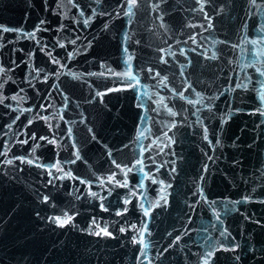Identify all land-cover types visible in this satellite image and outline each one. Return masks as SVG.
<instances>
[{"label": "water", "instance_id": "obj_1", "mask_svg": "<svg viewBox=\"0 0 264 264\" xmlns=\"http://www.w3.org/2000/svg\"><path fill=\"white\" fill-rule=\"evenodd\" d=\"M124 5L0 0V264H264V0Z\"/></svg>", "mask_w": 264, "mask_h": 264}, {"label": "snow or ice", "instance_id": "obj_2", "mask_svg": "<svg viewBox=\"0 0 264 264\" xmlns=\"http://www.w3.org/2000/svg\"><path fill=\"white\" fill-rule=\"evenodd\" d=\"M137 2H138V0H125V5H124V6H126L127 11L124 12V16H126V17H131V15L133 14V9L137 6ZM251 2H252V4H253L254 6H256V0H251ZM43 23H44V22L41 21L40 25H37V27H36V29L34 30L33 33H29V34H27L28 37L34 39V38H35V31H39V30L41 29ZM84 23L87 24L88 21L85 20ZM105 27H107V25H105ZM209 27H211L210 24H209ZM2 30H3V31H8L9 29H6V28H5V29H2ZM256 42H257V41H252L251 43H256ZM59 46H60V47H64V45H62V44L59 45ZM213 58H215L214 55H213ZM52 62H53V63H56V64H59V61H58V60H55V59H54ZM165 62H166V61H165ZM61 67H63V65H61ZM128 67H129V69H130V68H131V65H129ZM148 71L151 73V72H152V69H148ZM4 72H5V69H4L2 66H0V73H4ZM262 74H264V73H262ZM113 75H117V74H116V73H113ZM123 75L125 76V78H126V83L129 85V87L135 89V87H136L137 84L139 83V81L137 80L135 74H133V73L129 70L128 72L124 73ZM159 75H160V74H159L158 72L155 73V76L159 77ZM45 79H47V77H45ZM166 80H167V77L161 78L160 83L164 84ZM4 83H7V81L0 82V88H3ZM165 86H166V85H165ZM53 87H55V85H53ZM187 87L190 88L191 85H188ZM237 87H240V85H237ZM21 91H23V90H21ZM185 91H187V88L185 89ZM102 95H104V93H97V96H102ZM176 95H178L181 99H184V98H185V97H184V92L176 93ZM261 98L264 99V96H262ZM12 99H16V97H12ZM3 100H4V98H0V104L3 103ZM188 102H189V103H199L200 101H199V100H197V101H191V100H189ZM157 103L160 104V105H164V98L161 97V98L157 101ZM41 107H43V106H41ZM137 107H141V108H143V103H138ZM165 107H166V105H165ZM29 111H30V109H29ZM167 111H168L171 115H173V116L177 115V113L172 112V109H171V108H168ZM261 115H264V112H262ZM42 118H43V119H47L46 117H42ZM16 119H19V117H16ZM146 119H147L146 116H142V117H141V121H144V120H146ZM13 123H15V121H13ZM31 123H33V121H32V120H29L28 124L30 125ZM172 126L175 127V124H173ZM9 127H10V126H9ZM25 127H27V125H26ZM68 131H69V134H70L71 130L69 129ZM89 131H91V130H89ZM205 133H207V129H205ZM141 135H143V133H141ZM204 138H205L206 140L208 139L207 134H205V137H204ZM31 139H32L33 141H35V140H36L35 135H33V136L31 137ZM40 139H41V140H47L46 137H40ZM19 142H20L21 144H27V143H28V140H21V141H19ZM47 142H48V143H55V142H56V141H55V137H53L52 140H47ZM209 143H211V141H209ZM217 143H219V141H217ZM38 146H39V144H36L35 147H38ZM35 147L32 149V152H33V153L35 152ZM6 155H7V152H0V156H6ZM209 158L211 159V157H209ZM14 159H19L21 163H27V164H29V165H35V166L45 167V168L47 169V171H48V174H49L50 176L52 175V170H53V169H55V170L58 171V172H63V167H62L61 165H59L58 162H57V163H54V164L51 165V166H45V165H37V164H36V160H34V159H28V158H26V157H16V158H14ZM76 159H80L79 154H78V151H77V153H76ZM3 162L6 163V164H11V163H13V160H5V161H3ZM70 163H75V161H74V160H73V161H70ZM113 163H115V161H113ZM142 163H143V161H141V160H138V161L136 162V164H137L138 166H139V165H142ZM116 167H117V168H120V165L117 164ZM141 170H142V169H141ZM122 171H123V169H122ZM127 171H131V169H127ZM57 178H59V179H63V178H72V174H71L70 171H69V172H65V173L63 174V176H61V177H57ZM113 180H114V177H109V178H108V182H109V183L113 182ZM155 182H156V181L153 180V183H155ZM48 183L51 184L52 181L49 180ZM80 183H87V182L84 181V180H81ZM116 183H120V182H119V181H116ZM160 183L162 184L163 181H160ZM121 186H123V187H127V181H125L124 184H122ZM91 195L95 197V196H97V193L92 192ZM245 199H247V198H245ZM41 202H42V203H48V202H49V197H48L47 195L42 196V197H41ZM128 202H129V201L126 200L124 203L127 204ZM262 202H264V201H262ZM213 203H214V202H213ZM157 206H159V205H157ZM141 207L143 208V205H141ZM126 211H127V209L125 208V209H123L121 212H118L117 215H123L124 212H126ZM145 215H148V209H145ZM37 216H39V213H37ZM47 219H48V221H49L50 223H54L57 227H61V228L65 227V226H67V225H69V224H71L72 221H73V217H72V216H69L67 213H65V214L63 215V217L55 216V217H48ZM216 219L219 221L220 217L217 216ZM92 224L95 226V225H96V221L93 220ZM146 230H147V229L145 228V231H146ZM121 231H126V229H123V228H122ZM225 232H226V230H225ZM225 232H221V235L224 236ZM90 234H94V235H97V236H99V235L110 236V235H111V233H109V232L107 231L106 228H105V229H100L99 231L92 232V233H90ZM143 236H144V232H141V233H140V237H141V239H140V240H136V238H134V242H135V243H142ZM179 239H180V237L177 236V237H176V241H179ZM176 241H174L173 243H175ZM236 247H239V246L236 245L235 247H233V248H231V249H225V250H232V251H235V248H236ZM141 254L143 255V250L141 251ZM212 255H213V253H208V254L204 257L203 264H209V260L211 259ZM237 259H239V257H237Z\"/></svg>", "mask_w": 264, "mask_h": 264}]
</instances>
